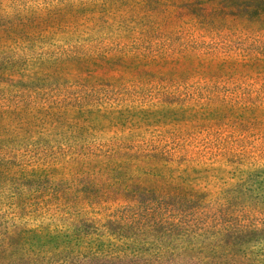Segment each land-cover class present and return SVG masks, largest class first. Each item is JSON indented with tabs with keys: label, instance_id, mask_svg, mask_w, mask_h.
<instances>
[{
	"label": "rangeland",
	"instance_id": "1",
	"mask_svg": "<svg viewBox=\"0 0 264 264\" xmlns=\"http://www.w3.org/2000/svg\"><path fill=\"white\" fill-rule=\"evenodd\" d=\"M226 1L0 0L1 22L30 24L17 36L0 34V51L19 56L21 71L16 70L8 82L37 101L30 104L33 112L26 117L28 122L16 120L7 129L13 134L1 139L0 144L9 151L8 166L0 170L1 241L3 235L9 242L20 236L43 240L38 243L43 248L39 259L49 264H119L115 256L126 249L131 252L129 261L121 264L203 263L199 260L202 255L185 252L181 238L170 243L166 238L159 244L146 240L120 248L126 240L105 229L114 221L113 215H125L126 194L111 190L108 180L106 184L101 181L97 174L100 166L91 158L85 160L86 152L89 148L106 151L137 132L136 128L143 132L141 140L156 143L170 129L176 134L184 130V154L191 161L183 162L180 168H188L187 179L195 190L194 194H179L180 200L170 197V203L183 201L177 213L188 216L187 220L193 214L198 218L203 214L204 222L216 214L221 225L230 219L264 230L263 112L238 109L231 114L219 101L202 100L195 104L204 112L202 119L197 118L187 128L181 124L158 127L166 112L178 109L175 102H180L177 97L160 99L159 88H178L177 95L208 94L207 88L196 79L175 88L178 83L167 77L165 67L161 71L166 76L138 74L128 63L131 59L127 61L122 54L119 58L115 50L109 51L111 61L101 68H82L71 60L58 59L71 46L81 50L87 46L99 55L119 44L126 48L125 54L133 52L135 42L145 46V24L198 18L196 3L205 4L202 18H236V13L225 9L229 7ZM84 87L96 98H111L113 107L105 108L114 116H103L102 108L85 119L79 117L73 98ZM223 213L229 218L221 216ZM163 244L167 246L165 254L161 252ZM257 244L250 250L264 260V240ZM34 252H39V247ZM209 257L212 264L230 261L228 257L222 263L223 255Z\"/></svg>",
	"mask_w": 264,
	"mask_h": 264
},
{
	"label": "trees",
	"instance_id": "2",
	"mask_svg": "<svg viewBox=\"0 0 264 264\" xmlns=\"http://www.w3.org/2000/svg\"><path fill=\"white\" fill-rule=\"evenodd\" d=\"M226 3L229 7L225 9L236 13V18H202V13L206 11L205 4L196 3L198 18L165 19L145 24L142 29L143 37L147 39L145 46L135 42L133 52L125 54L123 51L126 48L119 44L107 47L99 55L87 46L85 50H81L80 46H71L58 59L60 62L62 59L71 60L82 68H101L105 62L111 61L107 58L109 51L115 50L119 58L122 54L127 61L131 59L132 63H128L138 74L145 75L146 72L148 75L155 73L166 76V72L161 71L165 67L169 71L167 77L178 83L175 88L192 79L207 88L208 94H180L181 96L176 94L178 88H159L160 99L177 97L180 102H175L178 109L161 115L166 114V118L159 122L158 127L181 124L187 128L192 121L202 119L204 112L195 105L202 100L219 101L231 114L238 109L264 113V0H227ZM29 25L0 21V34L3 32L8 36H17L23 30H28ZM18 57L16 54L0 51V143L4 136L13 134V131L7 133V129L16 120L28 122L26 117L33 112L30 104H37L33 97L28 98L16 85L8 82L21 71L18 68ZM87 73L92 72L88 70ZM5 94L9 95L6 100L3 98ZM73 99L74 104H78L79 117L85 119L91 113L101 112L102 108L103 116H114L105 106L113 107L111 103L115 102L107 98V95L104 99L94 97L88 87L81 89ZM165 105L169 104L165 102ZM152 106L156 107L155 104ZM209 111L208 108V114ZM76 129L82 127L77 126ZM136 129L138 131L129 138L121 140L106 151L93 152L91 148L87 149L85 158H91L100 166L97 174H100L104 184L108 180L111 190L126 194L124 202L128 205L125 215H113L114 221L108 222V227L105 226L110 235L126 240L118 247L128 245L129 248L135 243H145L146 240L159 244L166 238L170 243L172 239L174 242L181 238L185 240H179L185 252L202 255L199 260L203 263L200 264H212L213 260L209 261V255L215 256L213 259L225 256L222 263L229 257L227 264H264V260H260L259 255L256 256L257 253L250 250L252 246H258L257 242L264 240V230L257 225H242L240 221L233 222L230 219L227 224L225 221L221 225L218 223L220 215L216 214L210 215V220L206 222L202 221L206 219L203 214H199L201 218L193 214L187 220L188 216L177 213L182 200L168 202L170 197L181 199L179 194H192L195 190L187 179L188 168H180L183 162L191 161L186 160V153L184 154V130H179L176 134L170 129L156 143L141 140L143 132H140V128ZM8 153L0 144V170L2 166H8ZM221 216L229 218L226 213ZM177 230L182 231L175 233ZM5 236H2L4 240H0V264H49L39 259L43 248L38 243L43 240L20 236L17 241L9 242L10 238ZM37 247L39 252H34ZM164 247L165 244L162 248ZM166 249L167 246L161 252L167 253ZM130 255L131 252L128 254L127 249L120 251L115 260L121 264L124 260L129 261Z\"/></svg>",
	"mask_w": 264,
	"mask_h": 264
}]
</instances>
